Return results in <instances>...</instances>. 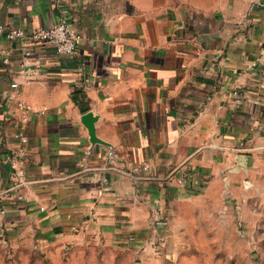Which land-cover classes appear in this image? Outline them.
<instances>
[{"label":"crops","instance_id":"0c3cea01","mask_svg":"<svg viewBox=\"0 0 264 264\" xmlns=\"http://www.w3.org/2000/svg\"><path fill=\"white\" fill-rule=\"evenodd\" d=\"M261 1L0 0L10 28L66 18L81 34L72 55L0 36V234L143 246L168 239L185 206L264 191ZM88 110L111 148L92 146ZM19 128L27 183L14 189L5 158ZM141 162L149 172L133 173Z\"/></svg>","mask_w":264,"mask_h":264},{"label":"rangeland","instance_id":"374dc122","mask_svg":"<svg viewBox=\"0 0 264 264\" xmlns=\"http://www.w3.org/2000/svg\"><path fill=\"white\" fill-rule=\"evenodd\" d=\"M183 208L168 239L121 247L105 239L41 241L0 234V264H264V191ZM229 200V201H228Z\"/></svg>","mask_w":264,"mask_h":264},{"label":"built area","instance_id":"2783aa9c","mask_svg":"<svg viewBox=\"0 0 264 264\" xmlns=\"http://www.w3.org/2000/svg\"><path fill=\"white\" fill-rule=\"evenodd\" d=\"M264 6V1L257 3ZM4 35L10 41L21 39L25 44L31 40H44L52 44L57 53L62 55H72L76 52L81 34L73 27L71 22L63 18L57 23L49 27H36L32 30H26L23 27H8L0 23V36ZM3 62H9V57L4 56ZM21 72L24 74L26 80L31 81L36 79L37 72L40 69L39 64L32 59V49L27 45L23 48V56L20 62ZM18 81L11 82V87L19 86ZM238 92L235 91V94ZM19 105L23 108V118L27 119L31 106L24 101H19ZM15 137L21 142V145L7 154L5 160L10 166V185L9 188L18 189L24 183H27L25 176V165L27 163L25 144L28 142V136L23 128L17 129ZM149 165L145 162L136 163L131 166L133 173H140L141 171L149 172ZM0 191V197H1ZM43 208V207H42Z\"/></svg>","mask_w":264,"mask_h":264},{"label":"water","instance_id":"95a60500","mask_svg":"<svg viewBox=\"0 0 264 264\" xmlns=\"http://www.w3.org/2000/svg\"><path fill=\"white\" fill-rule=\"evenodd\" d=\"M98 118L99 115L92 110H88L81 115V121L88 130L89 140L92 146H94L96 143H101L111 148V145L107 141H104L97 135L96 121Z\"/></svg>","mask_w":264,"mask_h":264}]
</instances>
